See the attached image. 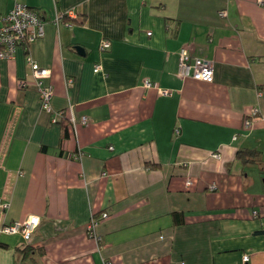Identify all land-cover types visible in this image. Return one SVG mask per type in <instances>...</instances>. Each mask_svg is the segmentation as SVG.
<instances>
[{
	"label": "crops",
	"instance_id": "crops-1",
	"mask_svg": "<svg viewBox=\"0 0 264 264\" xmlns=\"http://www.w3.org/2000/svg\"><path fill=\"white\" fill-rule=\"evenodd\" d=\"M15 1L43 36L0 59V264H264V0H0V25Z\"/></svg>",
	"mask_w": 264,
	"mask_h": 264
},
{
	"label": "built area",
	"instance_id": "built-area-1",
	"mask_svg": "<svg viewBox=\"0 0 264 264\" xmlns=\"http://www.w3.org/2000/svg\"><path fill=\"white\" fill-rule=\"evenodd\" d=\"M220 15L224 16V13L222 12ZM147 35H150V33H147ZM42 36L43 22L40 20L38 14L29 9L25 4L15 1L12 9L1 19L0 59L8 60L12 58L17 46L30 44ZM108 48L109 42L103 40L100 43L99 50L103 51ZM26 63L36 79L41 110L52 115V109L49 104L52 90L49 86H43L41 82V79L48 76V70L39 68L37 64L32 62L29 56L26 57ZM98 71L99 66H95L94 72ZM177 75L180 78H191L202 82H211L213 78V66L209 61L200 58H191L184 50H181L179 52ZM144 86L150 87L151 84L145 81ZM162 93L167 94L166 91H163ZM81 123L85 124L86 118H81ZM176 133H178V131H176ZM109 149L111 150L112 148L110 147ZM83 156L84 155L80 150H77L72 154L73 159L78 161H80ZM212 157L219 158L218 155H212ZM7 208L8 204H6L0 197V210L4 211ZM107 217L108 214L103 212L100 215L99 220L91 217L87 224V235L92 238L97 245H99L101 238L96 233V227L101 220H105ZM38 223L39 218L37 216H31L27 220L13 222L10 225L3 226L1 231L6 234L19 233L23 240L28 241ZM248 261L249 257L244 255L242 257V263L247 264Z\"/></svg>",
	"mask_w": 264,
	"mask_h": 264
},
{
	"label": "trees",
	"instance_id": "trees-1",
	"mask_svg": "<svg viewBox=\"0 0 264 264\" xmlns=\"http://www.w3.org/2000/svg\"><path fill=\"white\" fill-rule=\"evenodd\" d=\"M66 135H67L66 127H64V136H66ZM69 157L73 159L72 154L69 155ZM236 158L241 160L244 163L245 162H247V163H257L260 160V154L256 150H251V151L242 150V151L236 152ZM175 215L176 214H173L174 217H175ZM24 250H31V249L25 248ZM24 250L21 251V252H24ZM18 251L20 252V250H18Z\"/></svg>",
	"mask_w": 264,
	"mask_h": 264
},
{
	"label": "water",
	"instance_id": "water-1",
	"mask_svg": "<svg viewBox=\"0 0 264 264\" xmlns=\"http://www.w3.org/2000/svg\"><path fill=\"white\" fill-rule=\"evenodd\" d=\"M78 52H80V50L78 49ZM81 53V52H80Z\"/></svg>",
	"mask_w": 264,
	"mask_h": 264
}]
</instances>
